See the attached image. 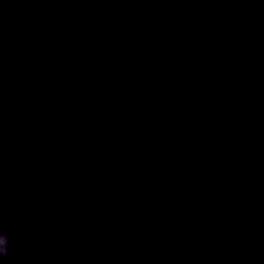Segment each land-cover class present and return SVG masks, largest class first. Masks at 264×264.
<instances>
[{"label": "water", "instance_id": "obj_1", "mask_svg": "<svg viewBox=\"0 0 264 264\" xmlns=\"http://www.w3.org/2000/svg\"><path fill=\"white\" fill-rule=\"evenodd\" d=\"M263 57L264 0H0V264H130Z\"/></svg>", "mask_w": 264, "mask_h": 264}, {"label": "clouds", "instance_id": "obj_2", "mask_svg": "<svg viewBox=\"0 0 264 264\" xmlns=\"http://www.w3.org/2000/svg\"><path fill=\"white\" fill-rule=\"evenodd\" d=\"M231 70L238 71V65L232 64ZM229 81L222 79L219 74H214L211 80L210 88L196 87L194 96L188 101L190 107H195L196 103L203 97L205 92H208L212 97H219L222 90L228 88ZM253 102L251 95L245 94L239 101L241 109L246 108ZM24 239V233L14 228H0V261H6L16 251V242Z\"/></svg>", "mask_w": 264, "mask_h": 264}]
</instances>
